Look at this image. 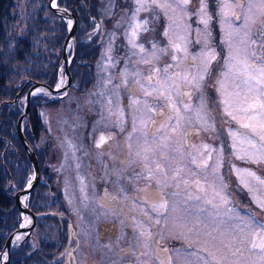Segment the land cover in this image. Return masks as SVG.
<instances>
[{
    "label": "rangeland",
    "instance_id": "rangeland-1",
    "mask_svg": "<svg viewBox=\"0 0 264 264\" xmlns=\"http://www.w3.org/2000/svg\"><path fill=\"white\" fill-rule=\"evenodd\" d=\"M101 1L108 14L121 0ZM127 1L131 12L123 30L116 33L104 26L97 39L96 78L87 83L73 74L65 94L37 103L36 113L43 126L38 134L43 147L41 161L48 165L42 178L50 181L51 192L54 184L60 185L54 187L58 201L46 195L42 209L55 212L52 219L64 224L47 240L49 244L36 248L34 255L47 256L50 264L63 247L73 246L67 250L69 261L75 251V264H260L262 253L252 244L264 236L259 228L264 224V207L259 205L264 185L235 169H248L264 179V162L238 158L237 154L243 156L246 149H252L238 142L234 148L229 133L247 130L239 129L225 113L222 100L232 93L229 110L238 119L244 118L245 114L236 110V75L223 74L228 72L230 54L247 57L250 64L264 61V15H257L254 23L244 27L243 16L223 15L224 0H204L210 17L205 26L201 23V0H190L186 9L173 0H168L165 8L144 0L140 11L137 0ZM241 2L244 9L232 11L243 13L247 0ZM11 3L29 5L30 0ZM143 12L146 14L141 15ZM212 13H217L214 22ZM113 19L119 22L118 17ZM137 23L141 28L134 48L129 37ZM206 32L208 48L215 51L217 59L198 90L182 77L187 73L189 79L196 76L200 82L202 52L208 50ZM177 44L183 51L173 47ZM137 80L143 88L134 83ZM157 80L165 82V97H171L178 113L150 86ZM218 80L224 82L223 88ZM239 99H244L242 90ZM134 100L139 103L133 104ZM157 108L163 115L155 112ZM103 126L117 127L120 137L104 152L88 155L83 133ZM187 128L191 135H185ZM204 160L208 166L198 167ZM16 174L19 176L18 171ZM102 191L117 196L99 201ZM162 204L166 207H160ZM69 223L75 240L68 234ZM34 229L37 235L45 231ZM52 243L55 245L48 255L44 251ZM164 243L166 246H161Z\"/></svg>",
    "mask_w": 264,
    "mask_h": 264
},
{
    "label": "trees",
    "instance_id": "trees-1",
    "mask_svg": "<svg viewBox=\"0 0 264 264\" xmlns=\"http://www.w3.org/2000/svg\"><path fill=\"white\" fill-rule=\"evenodd\" d=\"M10 1L12 0H0V250L7 232L9 230L12 232L18 227L20 215L13 204L10 191L16 187L15 182L17 184L21 176L20 171L22 172L27 165L26 153L13 130V122L20 107L19 103L13 100V94L28 79L50 82L55 77L60 44L66 32L62 20L46 6V0L38 2L30 0L29 5L27 3L12 5ZM89 19L82 13V22ZM82 48L76 49L77 55ZM90 63V60L83 56L73 59L71 70L76 77L82 76L81 81H85L90 73L88 71ZM36 107L38 108L34 104L28 110L24 134L28 136L27 141L32 144L38 168L43 175L44 164L41 161L43 147L39 143L38 135L42 130ZM17 171L19 176L16 174ZM49 183L48 179L42 178L35 193H30L28 200L25 201L30 209L36 208L34 213L38 216L37 226L45 228V231L42 235L35 233L31 240L22 245L12 246L10 264H49L47 256L34 255L37 247L45 245L54 233H59V226L52 219V212L42 209L46 203V195L52 196L50 199L55 201V188L53 187L51 192ZM54 245L55 243L48 245L44 252L51 255L49 249L53 251Z\"/></svg>",
    "mask_w": 264,
    "mask_h": 264
},
{
    "label": "snow or ice",
    "instance_id": "snow-or-ice-1",
    "mask_svg": "<svg viewBox=\"0 0 264 264\" xmlns=\"http://www.w3.org/2000/svg\"><path fill=\"white\" fill-rule=\"evenodd\" d=\"M152 5L155 7H161L165 8L169 6L168 0H163L161 3L160 0H151ZM173 2L182 8H187L188 4L190 3V0H173ZM137 3L140 5V7L137 8V11H140L144 7V0H137ZM207 5L204 3V0H201V9L200 11L204 13V16L201 18V23H203L205 26L208 25L210 17L207 15L205 9ZM240 7L244 9V4L241 2V0H236V3H232L231 0H224L223 3V15L225 17L232 16L236 19H241V16H243L244 19V27H247L249 24L254 23L255 17L257 15H264V0H247V8L243 13H237L235 11H232V9ZM231 27V25H229ZM141 28V25L139 23L135 24L131 28V33L129 37V43L135 48L136 45V37H137V30ZM146 30V29H145ZM240 30L237 29L236 32H239ZM165 35H167V32H165ZM232 33H229V36H231ZM245 35H249L248 33H245ZM208 36L209 34L206 32L204 35V44L205 48H207V51L202 52V62H203V72L201 73L199 77V81L197 82L196 76H192L191 79H189V74H184L182 79L187 81L188 83H192L195 85V87L199 90L203 87V81L205 75L209 74L210 66L212 61H215L217 59V54L214 50L208 48ZM200 43L201 41H197ZM173 47L177 48L178 50L183 51V49L180 48V45H173ZM141 51H144L143 47L141 46ZM160 51H165V49H160ZM252 56L255 57V53H252ZM175 59V57H173ZM195 59V57H193ZM235 61V64H232V62ZM145 63H149V61H144ZM228 72L224 73L223 75L227 76L229 73H235L236 75V81L233 83V87L235 88V97L237 98V111L243 112L244 118L238 119L236 115L233 114L232 111L229 109L232 107V99L231 96L232 93L227 94L224 99L222 100V103L225 105L224 111L225 113L232 118L233 121H236L239 125V129H246V132H240L237 131H231L229 135L232 137L234 143L233 147L235 148L237 146V142L240 145L247 144L252 151L245 150V153L243 156H240L237 154L239 159H247L251 160L252 162L259 164L261 162H264V61L261 62L260 65L256 64H250L248 62V58H239V54L237 56L229 55L228 57ZM158 71V70H156ZM167 71V69H165ZM152 77L149 76L148 80L151 81ZM134 83L138 84L141 88L144 87L143 84L140 83L139 80L135 81ZM218 84L221 86V88L224 87V82L222 80H218ZM150 86L154 90H159L160 97L166 98L169 101V106L173 108L177 113L179 112L178 109L175 108V105L171 102V97L167 96L165 97L164 88H165V82H161L160 80H157L154 85L150 84ZM241 90L244 93V99L240 100L239 97L241 95ZM146 96H151L152 92H145ZM249 97H251V100H249ZM139 103L138 100H134L133 104ZM185 109L189 108V105H184ZM163 115V112L160 113ZM122 115V113H121ZM171 119V117L169 118ZM245 120L247 122H245ZM152 123H155L153 121ZM141 124L143 125L144 122L141 121ZM135 131V127L133 129ZM103 139V138H102ZM207 148L208 146L205 145ZM209 159H211V152H209ZM223 159L221 155V160ZM193 163L195 164L196 161L193 159ZM208 161L204 160L201 162L198 167H207ZM235 169V166H233ZM237 173L243 171L246 172L248 176L253 177L255 180L259 182V184L264 185V179L260 178L256 175L255 172H252L248 169H235ZM213 172L215 173L216 170L214 169ZM222 179V177H221ZM241 183L244 184L245 187H248V184L241 180ZM197 188H200V184L197 182L196 184ZM249 191L251 189L249 188ZM196 199H199V197H196ZM208 203H211V201H208ZM259 205L261 207H264V199L259 201ZM160 207H166V204L160 205ZM254 223H259L257 221H254ZM259 228L264 231V224H259ZM252 248L260 249L262 255H261V261L260 264H264V236H261L259 242H253ZM214 259V258H213ZM205 264H208L207 261H205ZM215 264H220V261H215Z\"/></svg>",
    "mask_w": 264,
    "mask_h": 264
},
{
    "label": "flooded vegetation",
    "instance_id": "flooded-vegetation-1",
    "mask_svg": "<svg viewBox=\"0 0 264 264\" xmlns=\"http://www.w3.org/2000/svg\"><path fill=\"white\" fill-rule=\"evenodd\" d=\"M69 4H70V7L73 10H75L77 13L76 21L74 19V36H73V40L71 42V47H73V51L71 52L72 56H71L70 60L72 61L73 59H77V58L82 57V56L84 58L87 57L88 60H90V62H91L90 63L91 66L88 67V71L90 72L88 75L92 79L93 78L95 79V73H94L95 67H93V66L97 62L96 54L100 51V50L95 49L96 44H97V39L100 37V35H102V31L104 30V26L106 28L109 27L110 31H113L116 33L119 32V29L123 30L122 26L125 24L126 18L128 16V14L131 12V4L127 0H121L118 3V5H116L108 14H106L102 10L103 3L101 0H69ZM59 5H63V4H59ZM82 13L85 16L90 18L89 21L95 20L96 18H98V20H99L98 26H97L96 22H94L93 25H90L89 21L82 22L81 21ZM144 14H146V12L145 13L143 12L141 15H144ZM214 15L216 16L217 13H214ZM115 17L119 18V22H117L116 20L113 19ZM86 33H90V35H85ZM79 47H83V48L79 51V53L77 55L76 49ZM91 49H93V50H91ZM88 52H89V54H88ZM41 82L44 83L49 88H52L53 84L51 85L50 82H47V81H41ZM86 82L90 83V81H86ZM28 85L29 86L31 85V81H29V79L27 80L26 83L24 82L13 94V100H15L17 103H19V106H20L18 113L21 112L22 108L26 104L28 105V110L31 106H34V104L37 105V103L39 102V99L37 98V96L44 95V93L38 89H34V90H32V92H30L28 94V91H27ZM22 87H24V88L22 89ZM59 92L60 91H58L57 93H56V91L49 92V93H45V95L49 99H51V98H54L55 96H57L59 94ZM42 97H44V96H42ZM123 101L124 100H122V102ZM155 112L157 114H160L162 111L160 110V108H157L155 110ZM168 112H170V111H168ZM18 113H17V115H18ZM150 121L152 122V120H150ZM24 124H25V122H24ZM127 124L130 125V121H127ZM103 127L104 128L102 130L110 131L108 133V135H113L112 145L107 146V147H103L104 142H98L95 145H93V139H92V137H90V134L94 133L97 129L101 128V127H95L92 129L91 133H89V132L83 133V136L85 137V140H86L85 145H86V150H87L88 155H89V152L94 153V151L104 152L103 150H106V149L112 147L116 142V138L120 137V134H118V135H116V137H114V132L112 130L106 129V128H111V129L115 130L117 133V130H116L117 127H114V126H103ZM126 127H127V125H126ZM23 131H24V125H23ZM188 131L189 130H187V129L185 131V135H187V136H188ZM191 134H192V131L190 132V135ZM90 141H91L92 145L97 146V148L99 150L90 148ZM100 185H101V187H103V183H101ZM102 193L103 192H101L100 194H102ZM106 193H107L106 194V200H108V199L114 200L113 196H117L113 192H107L106 191ZM111 195H113V196L110 197ZM70 227H71V224L69 223L67 225V228H68V234L70 235V238H71V237L75 236V231H73V230L70 231ZM74 240H75V237H74Z\"/></svg>",
    "mask_w": 264,
    "mask_h": 264
},
{
    "label": "water",
    "instance_id": "water-1",
    "mask_svg": "<svg viewBox=\"0 0 264 264\" xmlns=\"http://www.w3.org/2000/svg\"><path fill=\"white\" fill-rule=\"evenodd\" d=\"M70 30H72V26H71V29H70ZM69 35H70V34H69V32H68V34H67V36H66V38H65L64 43L66 42V40H67V38L69 37ZM63 49H64V47H63ZM36 86H43L44 88H46V87H45L43 84H41V83L33 82V84L30 86L29 90L32 89V88H34V87H36ZM26 110H27V105H24L23 111H22V113L19 115V117H18V119H17V121H16V124H15V131H16V133H17V135H18V137H19V139H20V141H21V144H22V146L24 147V149H25L27 155L29 156V160H30V163H31V167H32L33 170H34V174H33V177H32V179H31L30 183L28 184V186L22 188L21 190H19V191H17V192L15 193V195H14V201H15L17 207H18V211L21 212V213H23V214L26 213V215L29 217V219H30V221H31L30 224H32V222H33V220H34V216H33L32 212L29 211V210H28V209L22 204V202L18 199V196H19L21 193L28 192L29 189L35 184V182H36V180H37V166H36L35 157H34V155H33V152H32V150H31L29 144L25 141L24 137L21 135V130H20V127H19L20 121H21V119L23 118V116L25 115ZM30 224L27 225V226H25V228H28V227L30 226ZM21 229H22V227H18V229L14 230V231H12V232H10V233L8 234V236H7V238H6L5 242H4V248H5V250H7V246H8V241H9V239H11V237H12L16 232L20 231ZM6 254H7V251H6ZM1 264H6V260L2 261Z\"/></svg>",
    "mask_w": 264,
    "mask_h": 264
},
{
    "label": "bare ground",
    "instance_id": "bare-ground-1",
    "mask_svg": "<svg viewBox=\"0 0 264 264\" xmlns=\"http://www.w3.org/2000/svg\"><path fill=\"white\" fill-rule=\"evenodd\" d=\"M26 80V79H25ZM20 83V82H19ZM34 93V92H33ZM29 94V93H28ZM44 95H45V93H44ZM35 102V101H34ZM12 106V105H11ZM1 109V108H0ZM6 114H8V113H6ZM7 116V115H6ZM8 122V121H7ZM28 122H29V120H28ZM10 127V126H9ZM7 139V138H6ZM3 142V141H2ZM11 142V141H10ZM19 151V150H18ZM18 160V159H17ZM36 215V214H35ZM18 227H20V226H18ZM18 229V228H17ZM16 230V229H15ZM14 231V230H13ZM19 232V231H18ZM18 232H16V233H18Z\"/></svg>",
    "mask_w": 264,
    "mask_h": 264
}]
</instances>
